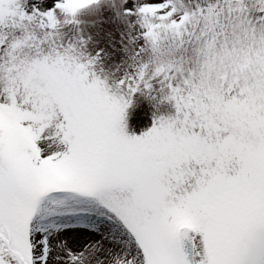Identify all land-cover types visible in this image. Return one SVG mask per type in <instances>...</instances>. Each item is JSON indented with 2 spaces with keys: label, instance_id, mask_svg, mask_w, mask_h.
<instances>
[{
  "label": "snow or ice",
  "instance_id": "1",
  "mask_svg": "<svg viewBox=\"0 0 264 264\" xmlns=\"http://www.w3.org/2000/svg\"><path fill=\"white\" fill-rule=\"evenodd\" d=\"M91 2L0 0V264H264V0H139L111 84L61 43ZM153 82L174 114L129 136Z\"/></svg>",
  "mask_w": 264,
  "mask_h": 264
},
{
  "label": "rangeland",
  "instance_id": "2",
  "mask_svg": "<svg viewBox=\"0 0 264 264\" xmlns=\"http://www.w3.org/2000/svg\"><path fill=\"white\" fill-rule=\"evenodd\" d=\"M59 2L62 0H27L24 7L28 14L33 8L45 13L54 10ZM137 8V0H127L118 13L103 5L98 13L89 15L83 12L76 17L78 23L69 24L61 30L64 33L61 43H75L82 53V63L85 62L84 56L91 59L99 53L93 71L101 79L107 78L109 84L112 80L123 78L126 73L132 75L133 57L144 45ZM57 15L63 22V15L58 11ZM73 37L85 41L84 45L81 47ZM158 89L159 85L153 82L147 97L141 94L144 91L132 94L131 100L125 96L128 106L122 123L127 135L138 136L152 127L154 118L174 114V108L169 103H160L158 110L153 106L161 99ZM153 94L156 97L154 100L151 99Z\"/></svg>",
  "mask_w": 264,
  "mask_h": 264
},
{
  "label": "clouds",
  "instance_id": "3",
  "mask_svg": "<svg viewBox=\"0 0 264 264\" xmlns=\"http://www.w3.org/2000/svg\"><path fill=\"white\" fill-rule=\"evenodd\" d=\"M127 2V0H93V2L91 3H83L81 6L78 7L75 16H65L63 15V21L64 20H69L72 21V24H76L78 23L76 17L83 13V12H87L89 15L98 13L100 10L101 5L111 8L113 11L115 12H119L120 9L123 8V5ZM137 6L139 7V0H137ZM66 25H64L63 23H61V28L65 27ZM144 96H148V93L146 92H142L141 93ZM152 100H154L153 96L151 98ZM129 100H131V97L129 98ZM151 102V100H150ZM160 102H157L156 104H154L153 106L155 108H159ZM55 147H59V145H54Z\"/></svg>",
  "mask_w": 264,
  "mask_h": 264
}]
</instances>
